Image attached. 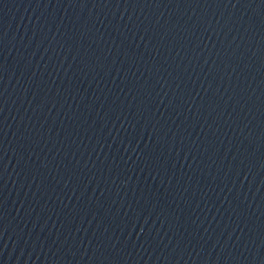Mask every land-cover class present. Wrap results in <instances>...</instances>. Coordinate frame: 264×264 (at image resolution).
Here are the masks:
<instances>
[{
    "label": "water",
    "instance_id": "1",
    "mask_svg": "<svg viewBox=\"0 0 264 264\" xmlns=\"http://www.w3.org/2000/svg\"><path fill=\"white\" fill-rule=\"evenodd\" d=\"M0 264H264V0H0Z\"/></svg>",
    "mask_w": 264,
    "mask_h": 264
}]
</instances>
